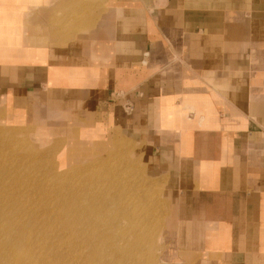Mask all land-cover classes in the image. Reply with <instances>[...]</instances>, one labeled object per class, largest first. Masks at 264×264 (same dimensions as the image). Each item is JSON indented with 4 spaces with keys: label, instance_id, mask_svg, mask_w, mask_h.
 Wrapping results in <instances>:
<instances>
[{
    "label": "crops",
    "instance_id": "0c3cea01",
    "mask_svg": "<svg viewBox=\"0 0 264 264\" xmlns=\"http://www.w3.org/2000/svg\"><path fill=\"white\" fill-rule=\"evenodd\" d=\"M0 122L57 148L119 132L178 251L264 264V0H0Z\"/></svg>",
    "mask_w": 264,
    "mask_h": 264
},
{
    "label": "bare ground",
    "instance_id": "6f19581e",
    "mask_svg": "<svg viewBox=\"0 0 264 264\" xmlns=\"http://www.w3.org/2000/svg\"><path fill=\"white\" fill-rule=\"evenodd\" d=\"M33 163L31 170L38 171V163ZM7 170L0 167V264H70L62 260L70 258L65 254L73 258L71 264L154 263L155 252L151 256L140 250L150 244L153 252L155 245L149 231L154 220L151 186L145 185L146 196L140 197L138 190H127L125 185L101 188L96 180L86 188L85 182L69 183L72 177L66 174L51 175L48 179L57 180L42 185L41 177L35 176V191L43 186L47 192L59 188L41 207L32 194L23 191L18 177L5 180ZM64 237L71 240L66 250L58 246Z\"/></svg>",
    "mask_w": 264,
    "mask_h": 264
},
{
    "label": "rangeland",
    "instance_id": "374dc122",
    "mask_svg": "<svg viewBox=\"0 0 264 264\" xmlns=\"http://www.w3.org/2000/svg\"><path fill=\"white\" fill-rule=\"evenodd\" d=\"M146 64L147 61L145 60L143 65ZM52 142V138L41 139L28 128L0 122V167L9 169L3 175L5 180L11 181V177H18L20 179L19 185L23 191L32 194L41 207L46 206L50 197L57 195L59 188L47 192L43 186L37 187L35 191L33 187L35 176L41 177V182L44 181L42 185H46L48 182L52 183V179L57 180L55 178L48 179L51 175L62 174L72 177L69 183L76 185L85 182L86 188L93 185L92 181L95 183L98 181L97 184L101 188L115 184L122 187L125 185L127 190L134 192L138 190L137 194L140 197L146 196V193L143 195V187L145 185L151 186V195L148 198L154 220L149 231L151 239L155 240V245L153 252L150 249V244H144L140 250L142 251L143 248L144 253L151 256L155 252L156 258H154L153 264H219L217 261L200 259L202 256L199 253L192 255L178 251L176 244L172 243L171 229L167 225L169 207L163 192V182L156 179L148 168L146 170L142 146L140 147L137 143L127 139L126 136L113 130L108 132L102 141L95 144L92 142L90 145L80 143L78 146H69L68 144L71 143L65 142L64 147L54 149L55 146L53 147ZM99 158L104 159L105 163L101 162ZM33 162L38 163V171L31 170ZM88 165L90 168L84 169ZM43 175L46 176L45 179L42 178ZM34 193L36 194L34 195ZM155 219L159 221V225ZM63 240L66 242L63 241L58 246L66 250L71 240L68 237H64ZM65 255L70 258L62 260L71 264L73 258L70 254ZM93 264L98 263L93 262Z\"/></svg>",
    "mask_w": 264,
    "mask_h": 264
}]
</instances>
